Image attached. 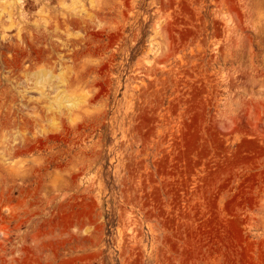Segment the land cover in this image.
<instances>
[{"label": "rangeland", "instance_id": "1", "mask_svg": "<svg viewBox=\"0 0 264 264\" xmlns=\"http://www.w3.org/2000/svg\"><path fill=\"white\" fill-rule=\"evenodd\" d=\"M0 264H264V0H0Z\"/></svg>", "mask_w": 264, "mask_h": 264}]
</instances>
